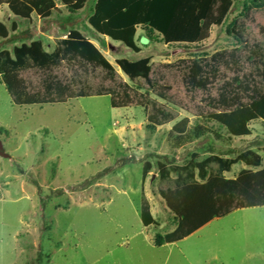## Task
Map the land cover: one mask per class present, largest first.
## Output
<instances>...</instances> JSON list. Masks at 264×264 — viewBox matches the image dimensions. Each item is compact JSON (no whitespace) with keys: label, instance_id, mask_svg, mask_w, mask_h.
Instances as JSON below:
<instances>
[{"label":"rangeland","instance_id":"obj_1","mask_svg":"<svg viewBox=\"0 0 264 264\" xmlns=\"http://www.w3.org/2000/svg\"><path fill=\"white\" fill-rule=\"evenodd\" d=\"M95 1L87 0L82 10L69 15L60 26L77 30L93 42L113 65L117 81L126 82L140 94L146 92V83L141 79L130 82L115 60L150 58L158 83L171 86L168 102L150 97L163 104L175 120L149 131V110L136 104L111 108L109 95L75 98L64 104L17 106L0 81V143L8 154V158L0 156V264H264V206L235 210L180 242L154 246L156 234L175 229L160 196L172 181L159 179L157 162L182 165L193 153L199 154L200 161L210 155L235 158L249 149L264 163L261 121L250 124L249 137L229 138L224 129L213 126L220 139L211 133L171 149L172 126L185 117L193 122L204 113L206 93H188L182 70L175 65L162 67L243 49L255 42L264 47L259 32L264 27L263 0H238L223 24L213 27L209 38L197 47L152 42L138 29L135 41L141 52L137 54L89 27ZM231 20L236 26L243 25L244 43L227 35ZM243 67L245 72L251 70L246 63ZM55 73L63 79L71 77L66 67ZM222 74L226 78L233 75L227 70ZM38 75L33 71L23 74L32 91L40 89ZM87 79L91 92L114 86L100 70ZM220 84L210 87L211 96H216ZM145 162L152 169L143 182ZM215 169L211 165L210 170ZM244 169L250 168L236 164L224 176L233 179ZM143 198L157 225L141 224Z\"/></svg>","mask_w":264,"mask_h":264},{"label":"trees","instance_id":"obj_2","mask_svg":"<svg viewBox=\"0 0 264 264\" xmlns=\"http://www.w3.org/2000/svg\"><path fill=\"white\" fill-rule=\"evenodd\" d=\"M57 1L71 16L78 13L87 0ZM237 1L96 0L88 25L98 36L121 43L136 54L141 52L135 41L138 29L152 42L197 47L209 38L213 27L223 24ZM32 2H35V12L43 19L56 9L55 0H0V3L8 4L13 15L22 19H29L34 12ZM242 32L243 25L236 26L234 20L226 28L227 35L239 43H244ZM259 32L264 38V27ZM7 37L8 30L0 22V40ZM242 48L162 66L167 69L176 66L182 70V81L188 93H206L202 100L206 108L204 113L195 116L193 122L185 117L172 126L169 132L171 149H180L211 133L220 139L219 131L214 132L213 126L224 129L229 138H242L251 136L249 126L253 121L264 123V47L255 42ZM242 50H245L244 54ZM150 61L148 57L137 61L115 60V65L130 82L141 79L146 83V92L140 94L126 82H118L113 65L95 44L79 31L71 29L64 39L57 42L52 53L44 51L41 41L14 47L12 52L0 51V81L17 106L64 104L70 99L109 95L111 108L136 104L149 110L146 128L154 131L175 118L163 104L150 97L152 94L168 102V92L171 91L170 85L158 83L159 78H155ZM245 63L251 68L248 72L244 71ZM63 67L70 71L69 79L55 73ZM98 70L114 86L91 92L87 77ZM222 70L233 75L226 78ZM31 71L39 74L40 89L37 91H32L30 83L23 77ZM219 81L221 84L213 97L210 87ZM239 163L250 169L241 170L233 179L225 178L224 174ZM211 165L216 169L210 170ZM156 166L161 181H172L170 187L160 191V196L175 221L172 232L155 235L154 246L157 248L180 242L213 219L235 210L264 206V163L261 156L252 150L247 149L235 158L210 155L201 161L199 154L193 153L185 164L157 162ZM257 168L260 169L253 170ZM151 169L152 164L145 162L143 182ZM171 175H175V179H171ZM140 221L144 227L157 225L144 198Z\"/></svg>","mask_w":264,"mask_h":264},{"label":"crops","instance_id":"obj_3","mask_svg":"<svg viewBox=\"0 0 264 264\" xmlns=\"http://www.w3.org/2000/svg\"><path fill=\"white\" fill-rule=\"evenodd\" d=\"M55 3L56 9L44 19L35 12V2H32L34 12L29 19H22L13 15L7 3H0V22L8 30V37L0 40V43H3L0 46V51L12 52L14 47H20L22 44L29 45L33 41H41L44 51L52 53L57 42L65 38L66 35L63 36V33H68L65 26H60V24L66 22L69 17L64 6L57 0Z\"/></svg>","mask_w":264,"mask_h":264},{"label":"water","instance_id":"obj_4","mask_svg":"<svg viewBox=\"0 0 264 264\" xmlns=\"http://www.w3.org/2000/svg\"><path fill=\"white\" fill-rule=\"evenodd\" d=\"M2 144L0 143V156L3 158H8V154L4 153L3 151Z\"/></svg>","mask_w":264,"mask_h":264}]
</instances>
